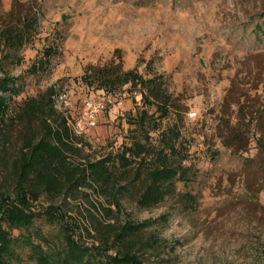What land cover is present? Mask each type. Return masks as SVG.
<instances>
[{"label":"rangeland","instance_id":"obj_1","mask_svg":"<svg viewBox=\"0 0 264 264\" xmlns=\"http://www.w3.org/2000/svg\"><path fill=\"white\" fill-rule=\"evenodd\" d=\"M0 15L4 25L37 19L20 63L0 58V78L13 77L21 89L11 113L55 85L61 96L55 108L81 140L74 163L114 156L136 140L157 146L159 132L174 126L178 158L185 156L188 167L174 188L195 201L166 197L145 209L119 195L118 186L71 187L59 197L41 194L32 206L39 213L33 226L12 230L13 239L31 235L54 252L66 232L105 261L124 252L121 235L137 226L128 249L139 264H264V136L258 141L264 135V0H0ZM47 47L55 51L45 70L31 73ZM110 62L161 76L171 98L168 116L157 118L128 86L107 93L83 84L88 65ZM87 98L106 104L92 125ZM6 137L0 191L9 194L8 171L20 143L15 134ZM114 169L117 176L125 172ZM14 253L11 264H37L26 242L14 241Z\"/></svg>","mask_w":264,"mask_h":264},{"label":"trees","instance_id":"obj_2","mask_svg":"<svg viewBox=\"0 0 264 264\" xmlns=\"http://www.w3.org/2000/svg\"><path fill=\"white\" fill-rule=\"evenodd\" d=\"M13 9L8 16L14 14ZM36 23L35 16H25L20 25H4L0 15V58L18 65V53L32 41ZM54 51V47L45 48L44 60L38 65L33 64L30 72L45 70ZM81 81L88 88L107 93L128 86L138 93L147 107L155 108V113L159 114L157 118H166L170 113L171 98L163 87L161 76L146 77L134 69L124 71L121 64L110 62L88 65ZM20 92L13 77L4 74L0 78V141L1 135L6 139V136L15 134L20 143L8 171L11 182L7 190L9 194L6 190L0 191V264H11V259L16 257V240L30 246V257L37 264H139L137 255L128 249L129 241L137 234L134 233L137 226L127 227L128 233L121 235L124 252L109 256L105 261L93 257L66 232L62 249L48 252L33 243L31 235H22L15 240L11 231L29 230L33 226L39 213L33 211L32 206L41 194L59 197L71 187L96 185L104 190H113L118 186L119 195L145 209L156 206L166 197H177L181 203L192 206L195 203L193 198L189 194L177 193L174 188L175 182L184 180L188 174V167L182 164L185 156L178 158L181 154L177 147L178 131L174 126L161 130L157 146L136 140L129 146H123L121 152L114 156L109 154L99 160L74 163L70 158L79 154L76 143L81 140L72 133L67 118L55 108L59 95L56 86H50L36 97L26 98L11 113L10 105ZM147 116L146 111L140 112V127H144ZM235 131L229 129L232 138L237 137ZM262 133L259 144H262ZM3 147L4 142H0V169L7 170ZM117 165L125 171L118 176L114 169ZM48 215L54 216L53 212Z\"/></svg>","mask_w":264,"mask_h":264},{"label":"built area","instance_id":"obj_3","mask_svg":"<svg viewBox=\"0 0 264 264\" xmlns=\"http://www.w3.org/2000/svg\"><path fill=\"white\" fill-rule=\"evenodd\" d=\"M58 98H61V96L59 95L57 99ZM83 106L85 117L89 125H92L96 117L106 110V104L103 101H98L93 98L85 99L83 101Z\"/></svg>","mask_w":264,"mask_h":264}]
</instances>
